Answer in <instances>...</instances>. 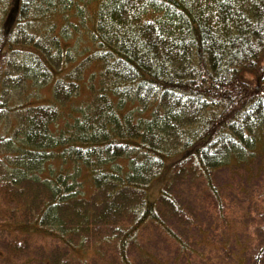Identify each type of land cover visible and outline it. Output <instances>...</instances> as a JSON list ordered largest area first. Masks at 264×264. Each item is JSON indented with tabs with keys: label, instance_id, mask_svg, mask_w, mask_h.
<instances>
[{
	"label": "trees",
	"instance_id": "obj_1",
	"mask_svg": "<svg viewBox=\"0 0 264 264\" xmlns=\"http://www.w3.org/2000/svg\"><path fill=\"white\" fill-rule=\"evenodd\" d=\"M258 157L264 0H0V230L68 256L93 248L82 238L95 255L112 245L131 264L149 225L186 248L159 212L162 199L180 209L164 192L176 170L203 178L202 198L223 200L215 174L229 168L238 186L231 168ZM76 178L105 198L89 208ZM30 183L46 192L32 205L15 195ZM240 192L227 198L260 217L261 264L264 187Z\"/></svg>",
	"mask_w": 264,
	"mask_h": 264
},
{
	"label": "rangeland",
	"instance_id": "obj_2",
	"mask_svg": "<svg viewBox=\"0 0 264 264\" xmlns=\"http://www.w3.org/2000/svg\"><path fill=\"white\" fill-rule=\"evenodd\" d=\"M42 94H48V91L44 90ZM242 160L239 161V167L231 168L233 171L238 170L240 176L238 186H233L237 180L231 175L229 168L215 174V182L221 190L220 194L229 198L239 191L241 194H247L248 190L258 194L261 185L263 191L264 157H258L252 161V164L245 159ZM174 161H170L168 165L173 164ZM117 163L127 166L126 160H119ZM242 163L250 164L245 166ZM162 174L160 180L151 185L148 195L151 200L156 199L163 189L168 173L162 172ZM42 178L45 179V176ZM75 181L77 186L82 183V188L77 187L81 193L87 192L89 188L86 194L89 208L105 198L103 192L90 190L91 183L86 188L82 178L79 181L76 178ZM204 187L203 178L196 176L191 170H176L173 173L169 183L164 187V192L167 196L175 198L180 209L169 200L162 199L159 202V212L168 226L185 243L186 248L157 226L149 225L142 231L140 242L133 243L129 248L128 256L131 264H255L256 252L252 248L256 243L252 225H257L260 217L249 210V204L238 208L235 202H232L233 199L227 197L223 200L202 198L200 193ZM43 194H46L45 187L34 183L26 186L23 193H20V190L15 191L17 200L20 196L21 201L26 204L28 202L25 197H27L30 205L33 200L42 198ZM263 204L264 200L257 206L261 207ZM27 207L31 208V206ZM0 217L6 218L4 215ZM5 231L0 230V264L25 262L26 264H81L85 258L88 260L86 264H121L119 252L112 245L105 244L100 253L95 255L92 240L85 242V238H82L84 245L93 248L87 251L86 256L80 253L68 256L67 250L62 245L50 239L37 236L25 241L28 235L13 237L15 235L12 232ZM23 236L25 237L22 240ZM82 239H79L77 244H80ZM248 243L251 246L250 251ZM75 259L78 262L72 261ZM261 264H264V255Z\"/></svg>",
	"mask_w": 264,
	"mask_h": 264
}]
</instances>
